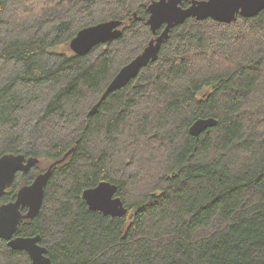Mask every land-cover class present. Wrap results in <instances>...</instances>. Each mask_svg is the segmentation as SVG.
Segmentation results:
<instances>
[{
	"label": "trees",
	"instance_id": "16d2710c",
	"mask_svg": "<svg viewBox=\"0 0 264 264\" xmlns=\"http://www.w3.org/2000/svg\"><path fill=\"white\" fill-rule=\"evenodd\" d=\"M154 1L0 0V157L70 153L18 235H42L54 264H264V11L174 27L158 59L89 114L162 32L148 24ZM111 20L118 39L70 50ZM209 117L215 127L190 134ZM102 181L118 186L124 218L89 210L83 192ZM0 264L32 260L0 237Z\"/></svg>",
	"mask_w": 264,
	"mask_h": 264
},
{
	"label": "water",
	"instance_id": "95a60500",
	"mask_svg": "<svg viewBox=\"0 0 264 264\" xmlns=\"http://www.w3.org/2000/svg\"><path fill=\"white\" fill-rule=\"evenodd\" d=\"M185 1L155 0L150 4L148 24L153 34L156 35L160 30L162 32L151 40L136 58L120 69L100 102L91 109L90 115L98 112L101 102L109 94L125 88L138 77L141 70L158 59L162 45L169 39L174 27L192 17L200 21L213 18L219 22L230 23L238 14L253 17L264 10V0H192L189 6L184 7ZM121 26V21L112 20L84 28L71 40L70 50L77 56H85L93 47L118 39L122 35ZM216 125L215 118H200L193 123L189 131L191 135L198 137ZM69 155L70 153L61 161L53 162L32 184L20 188L16 200L0 205V237L8 241L12 249L27 252L32 264L54 263L49 257L48 248L42 244L41 235L21 236L18 235V229L23 221L38 217L53 169L65 162ZM39 163V158H28L22 154H6L0 157V199L6 195L8 188L14 186L19 174L29 173ZM118 189L116 184L102 181L97 186L84 190L83 199L93 212H100L112 218H124L129 214V210L118 196ZM23 208H27L26 213H23Z\"/></svg>",
	"mask_w": 264,
	"mask_h": 264
},
{
	"label": "rangeland",
	"instance_id": "374dc122",
	"mask_svg": "<svg viewBox=\"0 0 264 264\" xmlns=\"http://www.w3.org/2000/svg\"><path fill=\"white\" fill-rule=\"evenodd\" d=\"M50 164H51V162L47 161L46 159H41V162L37 166V167H39V171L34 175L32 180H34L39 174H41L44 171H46L49 168ZM23 186H26L25 185V180L21 179L20 188H22ZM135 190H137L140 194H142V192L144 191L141 188H135Z\"/></svg>",
	"mask_w": 264,
	"mask_h": 264
},
{
	"label": "flooded vegetation",
	"instance_id": "af4514ba",
	"mask_svg": "<svg viewBox=\"0 0 264 264\" xmlns=\"http://www.w3.org/2000/svg\"><path fill=\"white\" fill-rule=\"evenodd\" d=\"M10 202H12V201H10ZM22 211H23V213H26L27 212V208H23L22 209ZM34 220V219H33ZM27 221V220H26ZM30 221V220H29ZM21 225V224H20ZM38 235H40V234H38ZM32 236H37V235H32ZM42 236V235H41ZM42 244L45 246V244L43 243V238H42ZM46 247V246H45Z\"/></svg>",
	"mask_w": 264,
	"mask_h": 264
},
{
	"label": "bare ground",
	"instance_id": "6f19581e",
	"mask_svg": "<svg viewBox=\"0 0 264 264\" xmlns=\"http://www.w3.org/2000/svg\"><path fill=\"white\" fill-rule=\"evenodd\" d=\"M262 11H264V10H261L260 12H262ZM260 12H259L258 14H260ZM258 14H257V15H258ZM257 15H256V16H257ZM253 17H255V16H253ZM211 19H213V18H211ZM93 49H94V47H93L90 51H92ZM90 51H89V52H90ZM89 52H88V53H89ZM88 53H87V54H88Z\"/></svg>",
	"mask_w": 264,
	"mask_h": 264
}]
</instances>
